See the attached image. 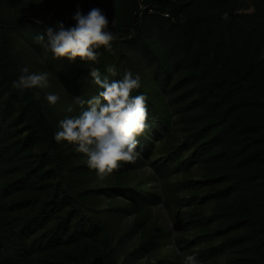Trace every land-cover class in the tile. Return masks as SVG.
<instances>
[{"label": "trees", "instance_id": "obj_1", "mask_svg": "<svg viewBox=\"0 0 264 264\" xmlns=\"http://www.w3.org/2000/svg\"><path fill=\"white\" fill-rule=\"evenodd\" d=\"M94 7L118 34L112 51L94 63L44 60L36 37L47 42V28ZM24 66L50 72L51 87L14 88ZM92 68L109 80L139 74L133 95L147 97L140 157L103 181L53 138L80 113L75 96L102 91ZM47 93L60 96L55 106ZM191 254L264 264V0H0V264H182Z\"/></svg>", "mask_w": 264, "mask_h": 264}, {"label": "clouds", "instance_id": "obj_2", "mask_svg": "<svg viewBox=\"0 0 264 264\" xmlns=\"http://www.w3.org/2000/svg\"><path fill=\"white\" fill-rule=\"evenodd\" d=\"M72 19L74 26L66 28L57 21L55 28H47V42L44 35L36 37V42L45 53L44 60H47V53H51L54 60L66 58L94 63L98 60L99 49L112 51L118 34L110 30L109 19L102 9L94 7L85 14L77 8ZM36 22L40 23L39 20ZM107 73L116 75L111 67L107 68ZM89 75L102 91L89 99L75 96L74 102L79 105L80 113L61 119L53 138L57 143H67L77 153L83 154L87 167L103 181L122 164L135 163L140 157L138 138L149 129L147 97L143 94L133 95L141 87V78L130 70L118 80H109L108 76L102 78L95 68L90 70ZM50 77V72H33L24 66L19 69L13 87L21 91L45 90L51 87ZM44 99L55 106L60 96L47 93ZM64 111L73 112V106L68 105ZM182 264L201 262L191 254L183 257Z\"/></svg>", "mask_w": 264, "mask_h": 264}, {"label": "rangeland", "instance_id": "obj_3", "mask_svg": "<svg viewBox=\"0 0 264 264\" xmlns=\"http://www.w3.org/2000/svg\"><path fill=\"white\" fill-rule=\"evenodd\" d=\"M155 214L159 218L160 222H162L167 228H172V220L169 218L166 211H164L161 207L155 209ZM132 218H128L127 222H131Z\"/></svg>", "mask_w": 264, "mask_h": 264}, {"label": "built area", "instance_id": "obj_4", "mask_svg": "<svg viewBox=\"0 0 264 264\" xmlns=\"http://www.w3.org/2000/svg\"><path fill=\"white\" fill-rule=\"evenodd\" d=\"M165 17H168V15H165Z\"/></svg>", "mask_w": 264, "mask_h": 264}]
</instances>
